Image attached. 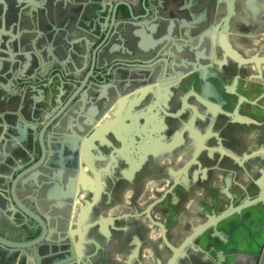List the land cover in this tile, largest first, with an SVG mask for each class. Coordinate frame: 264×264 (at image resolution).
Instances as JSON below:
<instances>
[{"label":"flooded vegetation","instance_id":"obj_1","mask_svg":"<svg viewBox=\"0 0 264 264\" xmlns=\"http://www.w3.org/2000/svg\"><path fill=\"white\" fill-rule=\"evenodd\" d=\"M112 1L79 7L89 17ZM77 2L0 3V233L19 246L9 264H263L264 0H177L162 21L123 31L119 17V66L100 100L73 87L80 69L12 76L13 13ZM65 20L74 26L67 15L49 29Z\"/></svg>","mask_w":264,"mask_h":264},{"label":"water","instance_id":"obj_2","mask_svg":"<svg viewBox=\"0 0 264 264\" xmlns=\"http://www.w3.org/2000/svg\"><path fill=\"white\" fill-rule=\"evenodd\" d=\"M4 1L0 0V3ZM176 1L113 0L111 7L91 11L89 17L85 19L88 37L80 34L76 27H68L67 20L63 21L60 27L53 26L51 30L49 29V22L52 19L60 22L68 15V10L65 8L57 9L52 15H48L35 7L24 12L15 11L8 32L3 34V37H6L5 47L8 51V60L5 65L12 76H14L15 70L23 71L28 66L38 73L44 71V68L49 67V65L51 71H58L59 73H64L70 67L75 71L80 69L83 72V78L82 80L73 78V87L76 85L90 87L95 99L100 100L102 92L108 86L107 75L110 67L115 64L119 66V59L117 61L113 59L117 50L112 48L111 43L114 40H119V17L124 20L122 31L125 30L126 25H134L133 23H136V21L151 16L158 17L162 21L163 17L175 7ZM36 6H38L37 3ZM17 25H25L30 29L27 27L23 29L22 34H14L11 30ZM31 28L34 30H31ZM0 31L5 32L1 28ZM159 32H162V30ZM0 69H2L1 60ZM10 102L16 105L13 96H11ZM54 102L55 100L52 97L47 100L46 106L42 110L45 118H48L54 111ZM24 111L30 116V105L26 106ZM11 114L19 118L16 111H12ZM117 121L119 122V118L107 125L114 124ZM107 125H104V127ZM227 214H229V211L220 215L219 218ZM206 226L200 228L196 233ZM6 235L0 233V264H9L12 252L19 248L18 244L11 243ZM191 237L183 243L182 247ZM82 243L81 233H79L76 246L78 251Z\"/></svg>","mask_w":264,"mask_h":264},{"label":"crops","instance_id":"obj_3","mask_svg":"<svg viewBox=\"0 0 264 264\" xmlns=\"http://www.w3.org/2000/svg\"><path fill=\"white\" fill-rule=\"evenodd\" d=\"M68 1L75 2L77 0ZM84 1L85 0H78V5L70 7V9L68 10V16H70L74 22V26L72 27H76L80 34L88 36L86 28L82 25H79V23H81L85 18L88 17V15L84 12L83 8L79 7V5L84 4Z\"/></svg>","mask_w":264,"mask_h":264},{"label":"rangeland","instance_id":"obj_4","mask_svg":"<svg viewBox=\"0 0 264 264\" xmlns=\"http://www.w3.org/2000/svg\"><path fill=\"white\" fill-rule=\"evenodd\" d=\"M263 54H264V49H263ZM113 115H111V116H109V117H112ZM119 150V149H118ZM121 155H123L124 153L122 152V153H120ZM128 209V206H125V210H127ZM114 213V214H117V213H119V206H116L115 208H113V210H110L109 212H108V215H111V213Z\"/></svg>","mask_w":264,"mask_h":264},{"label":"bare ground","instance_id":"obj_5","mask_svg":"<svg viewBox=\"0 0 264 264\" xmlns=\"http://www.w3.org/2000/svg\"><path fill=\"white\" fill-rule=\"evenodd\" d=\"M118 104H119V103H118ZM116 109H119V106H118ZM116 109H115V110H116ZM113 113H114V111H113ZM118 113H119V110H117L115 114H118ZM108 114H109V115H112L110 112H109ZM109 115H108V116H109ZM122 124H123V123H122ZM117 125H119V124H117Z\"/></svg>","mask_w":264,"mask_h":264}]
</instances>
